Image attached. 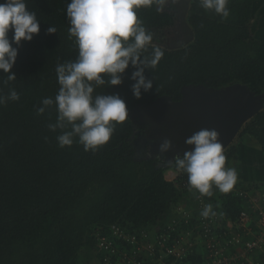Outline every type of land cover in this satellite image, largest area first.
Returning a JSON list of instances; mask_svg holds the SVG:
<instances>
[{
    "label": "trees",
    "instance_id": "trees-1",
    "mask_svg": "<svg viewBox=\"0 0 264 264\" xmlns=\"http://www.w3.org/2000/svg\"><path fill=\"white\" fill-rule=\"evenodd\" d=\"M257 1L229 0V16L221 18L201 8L199 0H189L185 20L193 37L177 47L169 39L180 32L174 4L160 12L156 5L138 9V19L153 34L152 45L141 58L150 55L153 46L164 52L155 68L144 69L153 87L141 90L140 98L133 95L131 76L136 68L131 63L120 74L119 85L109 84L106 73L100 74L103 85L90 82L93 98L118 94L128 115L116 124L106 144L85 151L75 134L71 146L58 145L57 136L72 125L65 122V129H49V124H57L56 106L42 103L44 98L54 100L60 87L56 66L78 56L75 38L68 32L70 0H26L37 15L39 32L17 45L10 30L9 41L18 53L11 69L16 79L7 81L0 70V95L7 97L10 89L19 95L18 100L0 104V264H95L94 251L97 258L102 254L97 247L101 236L112 241L116 254L129 251L123 235L161 226L178 206L189 208L184 227L191 226L197 219L198 199L220 214L221 225L239 215L246 202L238 189L256 193L260 185L237 180L228 193L214 187L211 196L200 195L189 188L187 174L176 168L175 158L142 155L149 148L148 141L142 145L140 140L147 126L132 111L161 96L179 101L182 87L190 84L220 89L239 82L264 94V37H256L251 29ZM53 26L56 32L49 33ZM38 108L44 112L38 114ZM251 140L264 149V106L225 147V167H231L238 146ZM168 170L177 171V176L167 179ZM113 225L120 227L121 236L113 232ZM220 231L217 225L214 233ZM204 252L198 246L187 259L199 261Z\"/></svg>",
    "mask_w": 264,
    "mask_h": 264
},
{
    "label": "clouds",
    "instance_id": "clouds-1",
    "mask_svg": "<svg viewBox=\"0 0 264 264\" xmlns=\"http://www.w3.org/2000/svg\"><path fill=\"white\" fill-rule=\"evenodd\" d=\"M177 0H70L66 6V16L70 27L69 37L75 38L78 56L75 61L58 64L55 68L58 92L54 98H44L43 105L55 104L57 124H49L52 131L65 129V122L71 124L70 131H62L57 136L60 147L71 146L73 136L78 135V142L85 151H96L106 144L115 131L118 123L127 119L128 110L125 101L118 94L97 95L93 98V85L105 83L100 75H109L107 81L111 85H119L120 74L133 65L136 70L131 78L135 81L132 92L140 98L141 90L148 92L153 81L145 77V68H155L164 52L153 46L150 55L142 53L152 45L153 34L138 19L137 10L151 8L163 11L169 4ZM229 0H199L204 10L227 18ZM12 31V42L19 44L23 40H31L39 32V21L34 11L28 9L26 0H3L0 2V70L7 74V81L16 79L11 71L17 57V48L12 47L8 38ZM49 33L56 28L49 27ZM131 38V41H130ZM6 99L18 100L19 95L10 89L7 97L0 95V104ZM38 114L44 108L37 109ZM79 121V123H75ZM115 122V123H113ZM220 133L215 128H201L187 137L185 143L192 145L183 156L175 157V166L187 174L190 189L200 195L211 196L215 187L222 193L230 192L238 180L234 167H225V148L220 140ZM172 145L171 140L164 138L159 145L161 154L167 152ZM145 150L142 155H148ZM159 158V157H158ZM214 216L212 205H206L201 212L202 217Z\"/></svg>",
    "mask_w": 264,
    "mask_h": 264
},
{
    "label": "built area",
    "instance_id": "built-area-1",
    "mask_svg": "<svg viewBox=\"0 0 264 264\" xmlns=\"http://www.w3.org/2000/svg\"><path fill=\"white\" fill-rule=\"evenodd\" d=\"M237 193L244 197L246 206L222 225L218 213L201 216L206 204L198 199L197 219L191 226L184 227L190 219L189 208L178 206L161 226H146L123 235L122 243L130 245L129 251L116 254L112 241L101 236L97 247L102 254L97 258L94 251L95 264H149L151 260L155 264H264V191L238 189ZM217 225L221 227L219 234L214 233ZM112 229L121 236L120 227L113 225ZM198 246L205 249L202 259L188 260Z\"/></svg>",
    "mask_w": 264,
    "mask_h": 264
},
{
    "label": "water",
    "instance_id": "water-1",
    "mask_svg": "<svg viewBox=\"0 0 264 264\" xmlns=\"http://www.w3.org/2000/svg\"><path fill=\"white\" fill-rule=\"evenodd\" d=\"M188 2L180 0L177 6V28L184 36L174 43L171 41L174 47L193 37V31L185 20ZM181 93L179 101L161 96L151 105L136 107L132 111V116L138 117L142 123H152L156 131L152 135L146 131L144 139H153L158 146L151 152L166 161L177 155L183 156L186 150H190L193 146L187 145L185 140L201 128H215L224 148L227 147L243 123L264 106V94H256L239 82L220 89L190 84L182 87ZM164 138L171 140L172 145L161 154L159 145Z\"/></svg>",
    "mask_w": 264,
    "mask_h": 264
},
{
    "label": "crops",
    "instance_id": "crops-1",
    "mask_svg": "<svg viewBox=\"0 0 264 264\" xmlns=\"http://www.w3.org/2000/svg\"><path fill=\"white\" fill-rule=\"evenodd\" d=\"M230 166L236 169L238 180L260 185L259 191H264V149L259 145L252 140L249 144L239 145ZM170 172L166 171L165 175Z\"/></svg>",
    "mask_w": 264,
    "mask_h": 264
},
{
    "label": "rangeland",
    "instance_id": "rangeland-1",
    "mask_svg": "<svg viewBox=\"0 0 264 264\" xmlns=\"http://www.w3.org/2000/svg\"><path fill=\"white\" fill-rule=\"evenodd\" d=\"M179 1L180 0H177V2L174 4L175 5V11H176V13H177V6H178V4H179ZM255 5H256V7H255V17H254V19H253V21H252V24H251V29H252V33L256 36V37H259V38H263L264 37V0H259V1H257L256 3H255ZM178 29V28H177ZM179 30V29H178ZM171 41H176L175 39H174V37H170L169 38ZM172 43V42H171ZM172 45V44H171ZM137 110V109H136ZM140 114V113H139ZM144 115V114H143ZM146 124V126H147V128H148V131H149V133H150V135H152V132H155L156 130L154 129V127H153V125H152V123L151 122H148V124L147 123H145ZM146 142V141H145ZM147 146L149 147L148 148V155L147 156H158V157H160L159 156V154H153L151 151H152V149H154L155 148V146H158V144L156 143L155 144V141L153 140V139H149L148 140V144H147ZM162 158V157H161ZM162 159H164V158H162ZM248 169V168H247ZM168 177V178H170V179H173L174 177H176L177 176V171H173V170H171V172L170 173H167L166 175H165V177ZM90 255V254H89ZM88 255V256H89Z\"/></svg>",
    "mask_w": 264,
    "mask_h": 264
},
{
    "label": "flooded vegetation",
    "instance_id": "flooded-vegetation-1",
    "mask_svg": "<svg viewBox=\"0 0 264 264\" xmlns=\"http://www.w3.org/2000/svg\"><path fill=\"white\" fill-rule=\"evenodd\" d=\"M184 35H183V33H177V35L176 36H174V39L177 41L178 39H180L181 37H183ZM170 42H171V40H170ZM143 131H144V135L146 136V131L149 133V131H148V128H145V129H143ZM145 136L144 137H142V138H140V140H141V144L142 145H146V142L145 141H148V140H145L144 138H145Z\"/></svg>",
    "mask_w": 264,
    "mask_h": 264
}]
</instances>
